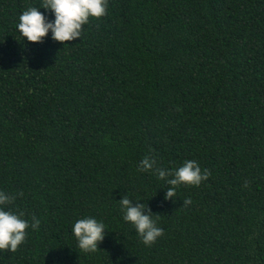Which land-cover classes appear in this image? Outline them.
<instances>
[{"label":"trees","instance_id":"obj_1","mask_svg":"<svg viewBox=\"0 0 264 264\" xmlns=\"http://www.w3.org/2000/svg\"><path fill=\"white\" fill-rule=\"evenodd\" d=\"M42 2L0 0V191L40 220L0 264H264V0H107L80 39L23 41ZM145 156L210 175L165 201ZM122 195L156 214L151 246ZM85 216L106 226L92 253Z\"/></svg>","mask_w":264,"mask_h":264},{"label":"clouds","instance_id":"obj_2","mask_svg":"<svg viewBox=\"0 0 264 264\" xmlns=\"http://www.w3.org/2000/svg\"><path fill=\"white\" fill-rule=\"evenodd\" d=\"M107 0H43L40 8L29 7L18 17L16 29L27 42L40 43L50 33L51 39L64 44L80 39L82 28L90 19H98L106 15ZM40 9L44 11L41 12ZM51 14V19L48 17ZM157 162L150 156L139 161L138 171H155L158 180L164 182V200H172L181 185L199 187L210 175L207 169H201L195 160H185L173 169L156 166ZM15 196L0 191V251L15 252L24 243L27 232L38 229L40 220L32 216L31 221L24 219L23 214L6 210ZM124 222L131 225L145 246H151L162 235V229L157 225L148 206L122 195L117 202ZM191 204L190 199L183 200V206ZM78 249L83 253L98 250V245L104 240L106 226L92 216L77 219L71 228Z\"/></svg>","mask_w":264,"mask_h":264}]
</instances>
